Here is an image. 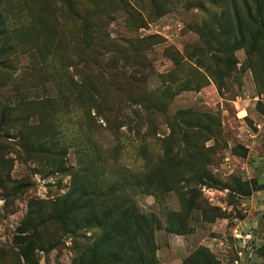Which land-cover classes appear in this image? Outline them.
<instances>
[{"label": "rangeland", "instance_id": "1", "mask_svg": "<svg viewBox=\"0 0 264 264\" xmlns=\"http://www.w3.org/2000/svg\"><path fill=\"white\" fill-rule=\"evenodd\" d=\"M60 1L0 0V264H264V0H94L157 35L141 132L68 100Z\"/></svg>", "mask_w": 264, "mask_h": 264}, {"label": "trees", "instance_id": "2", "mask_svg": "<svg viewBox=\"0 0 264 264\" xmlns=\"http://www.w3.org/2000/svg\"><path fill=\"white\" fill-rule=\"evenodd\" d=\"M120 1L126 5L125 0ZM60 2L61 17L72 23L69 30L61 24V44L65 43L74 56L70 66L82 76L85 73L87 82L84 85L82 81L68 79L67 86L71 89L68 100L82 98L84 90L89 89L107 122L112 116L123 120L130 117L135 126L141 128L140 132L142 128L148 131L152 124L151 113L158 111L160 105L165 107V100L172 97L173 91L171 81L154 90L148 86L154 74L151 54L158 43L157 35L113 38L109 30L111 17L102 14L94 0ZM127 6L129 9L125 11L129 17L136 12L141 19L142 14L134 5L129 2ZM19 230L24 232L25 228Z\"/></svg>", "mask_w": 264, "mask_h": 264}]
</instances>
